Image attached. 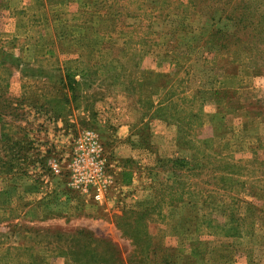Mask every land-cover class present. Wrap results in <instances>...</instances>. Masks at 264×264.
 Returning <instances> with one entry per match:
<instances>
[{
  "label": "rangeland",
  "instance_id": "obj_1",
  "mask_svg": "<svg viewBox=\"0 0 264 264\" xmlns=\"http://www.w3.org/2000/svg\"><path fill=\"white\" fill-rule=\"evenodd\" d=\"M116 259L264 264V0H0V264Z\"/></svg>",
  "mask_w": 264,
  "mask_h": 264
},
{
  "label": "built area",
  "instance_id": "obj_2",
  "mask_svg": "<svg viewBox=\"0 0 264 264\" xmlns=\"http://www.w3.org/2000/svg\"><path fill=\"white\" fill-rule=\"evenodd\" d=\"M85 145L84 151L82 154H77L74 156L73 165L75 167L81 166L83 168H87L88 170H92L91 175L82 176L81 173L75 175V181L73 184L76 186H86L88 183L98 182L99 185L97 187V193L95 194V200L100 199V192L105 187L102 182H106L103 180V161H102V149L98 145L95 136L91 132L84 133V141ZM83 146H81L82 148ZM77 173V170H73V174Z\"/></svg>",
  "mask_w": 264,
  "mask_h": 264
},
{
  "label": "trees",
  "instance_id": "obj_3",
  "mask_svg": "<svg viewBox=\"0 0 264 264\" xmlns=\"http://www.w3.org/2000/svg\"><path fill=\"white\" fill-rule=\"evenodd\" d=\"M71 78V77H70ZM132 231H133V233L136 235V236H139L140 234H141V232H140V230L139 229H136L135 227H133V229H132ZM227 235L226 236H228V233H226ZM91 237V235H89V234H87L86 235V237ZM145 239H147V236H145ZM146 243L148 244V246L151 244V242L149 241H146ZM107 251H110L108 248H107V250H105V251H101V252H96V256H98L99 258H103L105 255H106V253H107ZM150 255H152V253L150 252V251H145L144 253H140V254H138V256H141V259H142V261H145L146 260V262L147 261H149V262H151L150 260H149V257H150ZM117 260V259H116ZM116 260H112L113 262H115ZM118 261V260H117ZM118 262H120V264H122L121 263V260L120 261H118ZM149 262H147V263H149ZM174 262V261H173ZM173 262L171 263V264H173Z\"/></svg>",
  "mask_w": 264,
  "mask_h": 264
}]
</instances>
